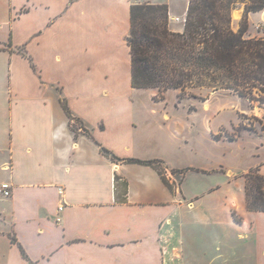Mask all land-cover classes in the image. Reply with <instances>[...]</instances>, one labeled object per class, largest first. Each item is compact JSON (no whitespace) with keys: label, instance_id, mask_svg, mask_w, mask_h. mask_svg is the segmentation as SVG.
<instances>
[{"label":"crops","instance_id":"0c3cea01","mask_svg":"<svg viewBox=\"0 0 264 264\" xmlns=\"http://www.w3.org/2000/svg\"><path fill=\"white\" fill-rule=\"evenodd\" d=\"M135 2L0 0V185H11L0 195V264H162L165 252L176 264H264V211L248 209L245 190L250 170L264 175V151L243 171L179 164L185 122L172 106H85V93H111L103 81L88 89L85 76L121 72L132 84L122 38ZM168 6L169 27L181 32ZM235 11L244 17V7ZM248 19L250 28L264 24V10ZM24 61L38 106H14L26 98ZM101 147L162 160L168 183L155 167L114 162ZM195 173L222 177L191 185Z\"/></svg>","mask_w":264,"mask_h":264},{"label":"trees","instance_id":"16d2710c","mask_svg":"<svg viewBox=\"0 0 264 264\" xmlns=\"http://www.w3.org/2000/svg\"><path fill=\"white\" fill-rule=\"evenodd\" d=\"M241 6L245 14L235 30L232 12ZM262 10L264 0H189L185 30L175 32L169 27L168 5L133 4L127 37L133 87L180 90L181 97L197 96L203 89H229L242 97L253 95L255 89L264 92V37L247 36L248 14ZM101 150L114 162L155 167L168 183L162 160L122 159L105 147ZM188 170L173 172L184 174ZM245 178L248 209L264 211V175L256 168Z\"/></svg>","mask_w":264,"mask_h":264},{"label":"rangeland","instance_id":"374dc122","mask_svg":"<svg viewBox=\"0 0 264 264\" xmlns=\"http://www.w3.org/2000/svg\"><path fill=\"white\" fill-rule=\"evenodd\" d=\"M166 1L163 4L170 3L171 9L173 7V22L180 27L181 32H184L189 0ZM140 2L157 3V0H140ZM12 17L14 14H11ZM170 17L169 12V23ZM175 18L178 20H174ZM241 22L242 17H233V28L238 30ZM247 36L264 37V24L260 23L254 28H250L249 24ZM126 42L127 39L122 38V43L126 44ZM43 53L44 57L50 56L48 51ZM102 54L106 55L104 49ZM120 55H123V51ZM87 56L90 61L93 56L92 49L86 50L85 48V58ZM26 64L27 61L20 62L19 66L24 75L22 82H25L23 93L26 98L20 100V105L15 99L14 106H38L33 100L35 79L30 75ZM88 66L89 63L85 62V70H90ZM120 70L122 73L125 71L124 64H121ZM99 75L97 78H92L91 75L85 76V84L91 82L88 89L93 87L91 86L93 81H103L105 92L110 90L111 93L97 96L85 93V106H120L122 110L125 109L124 106H172L177 111L185 122L183 133L176 134V136L185 137V149L182 158L180 157L178 161L179 164L214 168L220 161L226 168L232 167L236 171H243L257 159L261 151H264V147L263 149L261 147L264 146V92L258 89H255L253 95L247 97H242L229 89L217 91L203 89L197 96L181 97L180 90L169 89L161 92L158 89H136L132 84L127 86L125 75L121 72L116 74L115 79L110 73L100 72ZM92 97L95 100H92ZM210 126L213 129L218 127V129L211 131ZM74 128H77V124H74ZM215 136L220 138L217 141L224 143L214 141ZM169 142L172 144L171 140ZM219 171L224 172L225 169L221 168ZM206 177V179L204 177L201 179L195 173L190 179V184L198 186L200 181L204 180L208 184L213 183L220 179L222 174L215 173Z\"/></svg>","mask_w":264,"mask_h":264},{"label":"built area","instance_id":"2783aa9c","mask_svg":"<svg viewBox=\"0 0 264 264\" xmlns=\"http://www.w3.org/2000/svg\"><path fill=\"white\" fill-rule=\"evenodd\" d=\"M174 20H178V18H175ZM60 192H62L60 190ZM0 195L4 196V197H8L11 195V185L7 182L2 183L0 185ZM64 209V206H61L59 208L60 211H62ZM169 253L165 252L162 256V264H176L175 262V257L171 254L170 256H168Z\"/></svg>","mask_w":264,"mask_h":264},{"label":"bare ground","instance_id":"6f19581e","mask_svg":"<svg viewBox=\"0 0 264 264\" xmlns=\"http://www.w3.org/2000/svg\"><path fill=\"white\" fill-rule=\"evenodd\" d=\"M239 15V13L237 12V11H235L234 13H233V17H236V16H238Z\"/></svg>","mask_w":264,"mask_h":264},{"label":"water","instance_id":"95a60500","mask_svg":"<svg viewBox=\"0 0 264 264\" xmlns=\"http://www.w3.org/2000/svg\"><path fill=\"white\" fill-rule=\"evenodd\" d=\"M235 12V10L233 11V13Z\"/></svg>","mask_w":264,"mask_h":264}]
</instances>
